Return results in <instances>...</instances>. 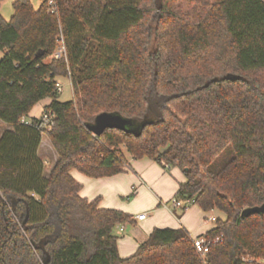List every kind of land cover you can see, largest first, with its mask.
<instances>
[{"label":"trees","instance_id":"obj_1","mask_svg":"<svg viewBox=\"0 0 264 264\" xmlns=\"http://www.w3.org/2000/svg\"><path fill=\"white\" fill-rule=\"evenodd\" d=\"M0 0V264H264V0ZM64 44L66 54L54 59ZM72 83L73 101L57 84ZM50 99V130L29 117ZM102 113L140 137L87 130ZM43 136L58 160L48 178ZM186 176L178 198L226 220L202 238L155 229L126 259L117 226L133 217L81 197L76 170L125 173L126 155ZM190 205V206H192ZM189 206V207H190ZM187 209H184L186 211Z\"/></svg>","mask_w":264,"mask_h":264},{"label":"crops","instance_id":"obj_2","mask_svg":"<svg viewBox=\"0 0 264 264\" xmlns=\"http://www.w3.org/2000/svg\"><path fill=\"white\" fill-rule=\"evenodd\" d=\"M43 1L44 0H42L37 7L34 6L33 3L32 4L38 9ZM5 3L6 1L4 0L1 7V13L4 18L8 15V12L4 9ZM13 3L14 1L12 4ZM44 112L45 110H43L40 115L36 116L33 115L32 111L25 121L28 123L33 118L41 119ZM10 130L11 127L8 125L0 127V140L3 134ZM38 155L45 162L46 170L44 176L48 178L58 160V157L50 140L46 136H43ZM133 161L134 168H132L133 170L131 173H127V175H117L112 178L88 181L87 179H80L78 175L73 173V171L71 172L73 178L80 180L84 185V189L80 192L81 197L83 196V198H86L89 201H93V199L95 200L97 197H102L103 200L100 204V208L102 209L112 208V203L114 202L112 200L116 201V199H120L128 190L136 191L138 199L141 195H144L152 200L150 216L147 215L144 220H139L141 215H138L134 217V222L131 226L116 227L114 233L118 237V250L121 258L126 259L133 256L140 245L149 239L155 229L185 228L192 239L195 240L202 238L207 232L215 227V225H213V228L209 229L205 226L208 225L207 220L204 222L205 213L197 205L190 206L186 211H184L183 208L175 207L176 201H182L177 195L180 186L181 184L186 183V176L182 170L178 168L171 169L166 166L164 167L148 158L141 160L133 159ZM129 166L131 167V165ZM168 171H170L169 174ZM174 171H179L183 173L184 176L180 180H175L172 175ZM87 185L90 188L89 190L86 188ZM156 205H158L159 209H155ZM128 211L130 210L128 209ZM136 217H138V219ZM226 218L225 215V218L222 221H225ZM210 220L215 222L217 219L212 217ZM204 227H207L206 229L208 230L204 231Z\"/></svg>","mask_w":264,"mask_h":264},{"label":"rangeland","instance_id":"obj_3","mask_svg":"<svg viewBox=\"0 0 264 264\" xmlns=\"http://www.w3.org/2000/svg\"><path fill=\"white\" fill-rule=\"evenodd\" d=\"M6 3L4 5V9L8 12L6 15L7 17H5L6 20H10L11 19V16L12 15H9V14H13V9H12V2L14 0H5ZM42 0H32V3L34 4V6H38V4H40ZM5 15V14H4ZM4 53L3 52H0V60L4 57ZM59 83L62 85L63 87V92L59 95V101L63 102V103H67V102H71L73 101V98H74V93H73V87L70 83V80L69 79H61L59 80ZM50 103V99H45L43 101H41L38 105H36V107L34 108L33 110V115H40L43 110H45V108L47 107V105ZM3 126H6L4 123L0 122V127H3ZM126 159H127V162L130 166L127 167V171L125 173H122V175H127V173H131L132 172V168H134V161H133V157H131L130 155H126ZM73 173L75 175H78V177L82 180H85L87 179L88 181H91V180H96V179H92V178H89L83 174H81L80 172L78 171H73ZM170 173V171H168V174ZM121 175V174H119ZM173 175V178L175 180H180L184 175L183 173L181 172H173L172 173ZM112 178V177H110ZM78 183H80L82 185V190L84 189V185L82 184V182H80V180H77L76 178H74ZM101 179H105V178H101ZM99 180V179H98ZM86 188L89 190V186L87 185ZM136 191L134 190H128L126 191V193L124 194V196H122L120 199H116L115 200H112L114 201L112 203V208H108L110 210H117V211H120V212H123V213H126L130 216L133 217V220H134V217L135 216H140V215H148L150 216L151 215V210H152V203L149 199L148 196H144V195H141L139 197V199L137 198L136 196ZM83 197V196H82ZM99 200H100V203L99 205L101 204L102 202V197H97ZM96 198V199H97ZM137 199V200H136ZM94 200V199H93ZM118 201V202H117ZM128 209L130 211H128ZM155 209H159L158 208V205H156ZM205 213V212H204ZM224 215V216H223ZM216 218L218 220H223L225 218V214L223 212H220L218 210H214L212 212H209V213H205L204 214V222L205 220L208 221V225H205L207 226L209 229L210 228H213V225H215V222H212V220H210L211 218ZM138 219V217H136ZM133 223H126V224H121L119 226L121 227H126V226H131ZM207 227H204V231L205 230H208L206 229Z\"/></svg>","mask_w":264,"mask_h":264},{"label":"water","instance_id":"obj_4","mask_svg":"<svg viewBox=\"0 0 264 264\" xmlns=\"http://www.w3.org/2000/svg\"><path fill=\"white\" fill-rule=\"evenodd\" d=\"M88 131L100 137L106 130H119L124 133L133 134L136 137L141 135V127L136 126L132 120L126 119L119 114L102 113L98 115L92 124H87ZM264 213V205L261 207L249 208L242 212V217H249L254 214Z\"/></svg>","mask_w":264,"mask_h":264},{"label":"built area","instance_id":"obj_5","mask_svg":"<svg viewBox=\"0 0 264 264\" xmlns=\"http://www.w3.org/2000/svg\"><path fill=\"white\" fill-rule=\"evenodd\" d=\"M49 5L51 7L54 6V1L50 0ZM66 54V50L64 47V44H62L58 51L54 54L53 58L54 59H58L60 58L62 55ZM57 92L59 94H61L63 92V87L60 83L57 84ZM53 115L51 112H44L42 118H41V123L39 125V129H46V130H50L52 125H53ZM166 167H168L167 165H165ZM192 205V201L191 200H186V201H176L175 202V207L176 208H183V209H188L189 206ZM146 218V215H141L139 217V220H144ZM219 242V240L216 241H209L205 238H198L194 240V247L196 249V252L198 253V255L200 257H202L203 259L206 258V256L209 253V247L211 244L213 243H217Z\"/></svg>","mask_w":264,"mask_h":264}]
</instances>
